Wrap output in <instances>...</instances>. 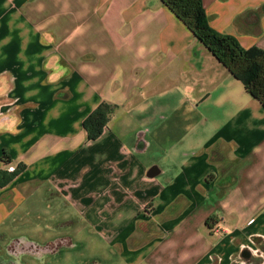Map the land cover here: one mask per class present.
<instances>
[{"label":"crops","instance_id":"obj_1","mask_svg":"<svg viewBox=\"0 0 264 264\" xmlns=\"http://www.w3.org/2000/svg\"><path fill=\"white\" fill-rule=\"evenodd\" d=\"M202 1L264 49V0ZM0 108V170L18 169L0 228L33 203L70 209L43 213V247L0 243L1 262L264 264V106L162 0H0Z\"/></svg>","mask_w":264,"mask_h":264},{"label":"trees","instance_id":"obj_2","mask_svg":"<svg viewBox=\"0 0 264 264\" xmlns=\"http://www.w3.org/2000/svg\"><path fill=\"white\" fill-rule=\"evenodd\" d=\"M162 2L194 33L207 49L237 79L247 92L264 106V49L245 48L236 36L214 29L209 22L202 0H162ZM117 105L103 102L84 121L89 139H96L115 113ZM3 160L10 163L4 153ZM0 170V186L7 184L17 174ZM213 220L208 225H213Z\"/></svg>","mask_w":264,"mask_h":264},{"label":"rangeland","instance_id":"obj_3","mask_svg":"<svg viewBox=\"0 0 264 264\" xmlns=\"http://www.w3.org/2000/svg\"><path fill=\"white\" fill-rule=\"evenodd\" d=\"M2 112L3 111L0 108V117ZM21 209L22 208L18 209L16 216L12 220V223H10L11 220L5 221L3 223V226H1L0 228L3 229V231H5L3 233H6V235L8 236V237H3L2 241H0V243L3 244L2 246L4 247V249H6L7 243H9V246H12L16 242V240H18L21 237L26 239V241L28 242H33L34 245L38 247L45 246L44 242L46 241L42 239L43 237H41L42 236L41 231L38 230L39 225H42V223H45L47 221L44 219L43 216L45 215L43 213H50L51 216H53V214L58 216V213L61 212L62 215H64L62 217H68L70 215V209L66 203H33L31 208L32 210H28L30 211V214H28L27 217L25 216L27 215L26 213L27 210L23 208V211H25L24 214H19L21 216L17 218L18 213L22 211ZM28 218H30L29 220L30 223L27 222ZM18 250L19 249H17V251ZM83 253L87 254L86 251H84ZM78 256L79 255L76 256L77 259L74 258L75 260L71 262V264H86V262L84 261V257H78ZM16 257L17 256L12 257V255L10 256L9 254V256L6 255L3 262L1 261L0 262L1 264H5L10 261L12 262L15 261L17 264H22L23 261L28 262L29 264L37 263V261L29 260L28 257L30 256L27 254L21 255L19 258ZM61 264H65L64 261Z\"/></svg>","mask_w":264,"mask_h":264},{"label":"built area","instance_id":"obj_4","mask_svg":"<svg viewBox=\"0 0 264 264\" xmlns=\"http://www.w3.org/2000/svg\"><path fill=\"white\" fill-rule=\"evenodd\" d=\"M9 169L12 171V170H14L15 168H14L13 166H11V167H9Z\"/></svg>","mask_w":264,"mask_h":264}]
</instances>
